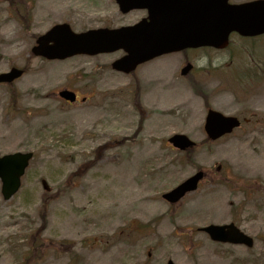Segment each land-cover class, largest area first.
<instances>
[{"label":"rangeland","instance_id":"374dc122","mask_svg":"<svg viewBox=\"0 0 264 264\" xmlns=\"http://www.w3.org/2000/svg\"><path fill=\"white\" fill-rule=\"evenodd\" d=\"M139 16L113 0H0V72L26 69L0 85V152L33 151L18 192L0 195V264H264V64L237 78L264 59V35L187 52L198 67L182 78L179 53L129 75L110 68L121 51L29 56L56 22L79 31ZM64 86L87 99L61 103L53 92ZM207 108L241 126L207 144ZM174 133L196 147L173 148ZM197 169L206 177L194 192L176 204L161 198ZM229 221L254 238L251 248L198 230ZM31 245L37 257H27Z\"/></svg>","mask_w":264,"mask_h":264},{"label":"water","instance_id":"95a60500","mask_svg":"<svg viewBox=\"0 0 264 264\" xmlns=\"http://www.w3.org/2000/svg\"><path fill=\"white\" fill-rule=\"evenodd\" d=\"M122 11L131 7H140L141 0H116ZM204 12L198 8L188 18L178 17L173 23H164L159 14L150 16V22L138 23L131 27L119 29H95L85 33L74 34L68 25H56L38 39V45L32 50L48 58H63L75 53L94 54L111 51L122 47L127 55L113 62V67L130 71L138 63L156 55L180 50L185 47L211 45L223 47L227 44L231 31L240 34H255L264 31V0H254L240 4H229L227 0H208ZM51 43V44H49ZM188 66L183 69L186 72ZM22 73L12 68L10 72L0 74V80L9 81ZM72 99L67 91L60 93ZM239 125L235 117L223 116L221 113L208 110L204 129L209 138L215 139L230 132ZM169 141L181 149L194 143L185 135L176 134ZM30 153L6 156L0 160V177L3 180L4 197L8 198L18 187L19 176L23 173ZM202 172L184 180L177 187L165 193L163 197L170 202L177 201L186 191L196 187ZM226 228H228L226 230ZM213 239L252 244V240L231 226L209 225L204 228ZM167 264H172L169 261Z\"/></svg>","mask_w":264,"mask_h":264},{"label":"flooded vegetation","instance_id":"af4514ba","mask_svg":"<svg viewBox=\"0 0 264 264\" xmlns=\"http://www.w3.org/2000/svg\"><path fill=\"white\" fill-rule=\"evenodd\" d=\"M143 13V16H145L147 14V9L141 10Z\"/></svg>","mask_w":264,"mask_h":264},{"label":"trees","instance_id":"16d2710c","mask_svg":"<svg viewBox=\"0 0 264 264\" xmlns=\"http://www.w3.org/2000/svg\"><path fill=\"white\" fill-rule=\"evenodd\" d=\"M31 253L33 254V252L31 251ZM34 255V254H33Z\"/></svg>","mask_w":264,"mask_h":264}]
</instances>
